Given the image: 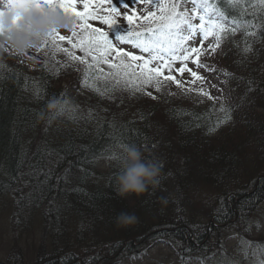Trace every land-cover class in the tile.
I'll return each instance as SVG.
<instances>
[{"label":"trees","instance_id":"1","mask_svg":"<svg viewBox=\"0 0 264 264\" xmlns=\"http://www.w3.org/2000/svg\"><path fill=\"white\" fill-rule=\"evenodd\" d=\"M219 3L242 19L264 23L262 13L253 18L256 0ZM89 23L108 31L99 21ZM120 23L126 26L122 17ZM248 31L258 37L246 41L245 32L237 31L213 55L230 57L216 75L237 90L226 104L231 120L212 133L208 127L225 115L213 106L182 103L173 95L162 107L140 93L104 92L105 85L90 78L101 96L83 86L84 65L67 73L68 58L59 65L52 54L42 59L35 50L25 55L10 48L6 58L0 57V213L9 206L16 229L35 226L47 236L37 248L36 264L126 260L148 249L152 240L200 264H250L248 253L245 260L237 258L222 244L230 235L261 236L251 218L264 204V32ZM246 42L252 53H244ZM80 91L90 94L78 112L72 94ZM50 101L57 104L54 110L48 108ZM173 109H186L200 119ZM122 144L138 147L146 159L161 165L158 189L139 197L117 195ZM104 159L111 165L101 171ZM162 197H170L167 205L160 203ZM121 212L135 213L138 223L118 227L115 217ZM262 260L260 253L251 264ZM0 264L23 262L10 258Z\"/></svg>","mask_w":264,"mask_h":264},{"label":"snow or ice","instance_id":"2","mask_svg":"<svg viewBox=\"0 0 264 264\" xmlns=\"http://www.w3.org/2000/svg\"><path fill=\"white\" fill-rule=\"evenodd\" d=\"M38 3L58 8L73 17L74 23L70 36L53 31L35 49L37 52L47 49L44 52L46 57L49 52L52 56L63 52L68 61L84 65L83 86L91 88L101 96L104 93L89 84L90 78L94 82H102L105 85L104 92L128 91L132 95L146 94L155 100L157 96L151 91L146 92V89L152 88L156 93H162L166 87L174 84L183 95L195 93L198 102H203L204 99L211 101L213 110L219 104V111L225 115L208 127V133L216 131L231 120V108L221 102V97L210 91L217 89L222 92L217 84L210 83L207 76L199 71H216L213 65L203 62L202 57L217 54L218 50H222V44L227 37L234 36L237 31L245 32L246 41L248 37L252 40L258 37V33L248 31L249 28L254 27L264 32V23L254 24L251 20L242 19L234 9L225 10L219 0H38ZM136 3L147 6L144 9L146 14H137L133 8ZM78 4L82 5V10L78 9ZM188 4L192 5L191 9L187 7ZM121 8L126 10L122 12ZM253 8V18L259 12L262 13L260 19L264 21V0H256ZM121 17L126 21V26L120 23ZM89 21H99L101 25L107 26L108 31L94 27ZM110 33L114 34V40L118 43L113 42ZM63 41H67L71 49H79L83 55L78 56L75 51L62 47ZM205 41L209 42L207 46ZM121 45H130L139 54L125 50ZM243 51L252 53L253 50L246 42ZM190 64L194 67H190ZM102 66H106L107 71ZM223 75L234 78L227 72ZM38 93L39 90L37 98ZM167 95L173 96L176 93L168 92ZM177 111L191 115L196 120L200 119L198 114L189 113L186 109H173L174 113ZM200 126L196 124V127ZM127 140L133 142L134 138L129 136ZM121 146L126 147L127 144ZM111 158L117 157L113 154ZM255 247L259 249L258 244ZM255 254L254 252L253 255ZM261 256H264V251ZM89 264L93 262L89 261ZM261 264H264V260Z\"/></svg>","mask_w":264,"mask_h":264},{"label":"rangeland","instance_id":"3","mask_svg":"<svg viewBox=\"0 0 264 264\" xmlns=\"http://www.w3.org/2000/svg\"><path fill=\"white\" fill-rule=\"evenodd\" d=\"M78 7L82 9V5L78 4ZM146 5L142 3H136L133 5V8L137 11V14H146L144 12ZM126 9H121V11H125ZM131 14V13H130ZM196 43H199V37L197 38ZM62 47L70 48L69 44L66 42H61ZM208 41H205V46H207ZM125 50L129 51H136V54H139L138 50H133L130 45H125ZM44 51H40L38 54L41 55V58L43 59L45 57ZM37 52L36 50L34 51ZM10 53V49L2 50L0 51L1 56L3 58H6L8 54ZM51 52H49V55ZM68 57L63 52H57L55 56L51 57L52 62L58 61L60 64H65L67 62ZM209 55H205L202 57L204 62L208 63L211 61V65H213L216 68V71L213 73H209L204 69H200L202 75L207 76L208 81L210 83L217 84L218 88L222 90L217 91V89H210L213 95L221 97V102L226 104L232 103V96L234 94L236 95V90L233 88L230 84H228L226 81H224L222 78L218 77L216 74H219L218 72H221L223 70V64H226L228 60L230 61V57L227 56V58H213ZM212 59V60H211ZM50 60V62H51ZM51 62V63H52ZM231 62V61H230ZM69 67L67 69V73L74 71L75 69H78L80 67L79 63L69 62ZM190 67H194L193 65H189ZM66 67V66H65ZM74 68V69H72ZM187 75V74H185ZM179 79L180 77L177 76ZM66 81V80H65ZM66 83L63 82L62 85L64 86ZM207 87V85H205ZM170 89L173 93H176V96L182 103L186 104H193L197 106H212V102L208 101L207 99H204L203 102H198L195 98V93H190L188 95L181 94V90L177 89L176 86L173 84L170 86ZM147 91L153 92V95L157 96V99L153 100L151 97H148L146 94H142L145 99H149L155 101L158 105L164 106L167 104V95L168 90L165 88L164 92L162 93H156L154 89L148 88ZM73 102L75 103V108L82 111L85 107V105L88 103V93L87 91H80V93H73ZM133 99H136V96L132 97ZM136 109V107H129V111H133ZM216 109H219V104L216 105ZM162 108L159 109L161 113ZM232 126V125H231ZM230 127V126H229ZM106 162L107 168L105 169V165L100 167L101 171H105L109 168L111 165V161L104 159L100 164ZM108 163V164H107ZM8 205V204H7ZM260 210L257 212V215H253L251 218V225H255V232L256 235H261L260 237L253 236V238L245 237V239H240L237 235H230L229 237L225 238L224 242L222 243L226 251H230L234 256L237 258H243L246 259V252L248 253L250 257V264L254 261V258L257 257L261 251L264 250V204H262ZM10 208L7 206V209H3L0 213V261L6 262L10 258L13 260H21L23 264H36V252L37 248L41 246L43 243H46L47 236L43 235L40 228L33 226L30 229H24L21 230V228L16 229V226H14L13 221L10 220ZM12 221V222H11ZM257 224H259V227H257ZM18 227H21L17 225ZM263 238V239H262ZM260 240V241H258ZM249 242H252L249 244ZM259 245V249L255 248V245ZM254 245V246H253ZM256 253L253 255V253ZM228 258H225L227 260ZM253 260V261H252ZM211 262L209 261V264ZM106 264H200L198 262H195L191 259L184 258L181 259L180 256H178L175 251L169 247L168 244L161 243V242H154L152 244V247L148 249L146 252H141L139 256L135 258H129L126 260H117V261H111Z\"/></svg>","mask_w":264,"mask_h":264},{"label":"clouds","instance_id":"4","mask_svg":"<svg viewBox=\"0 0 264 264\" xmlns=\"http://www.w3.org/2000/svg\"><path fill=\"white\" fill-rule=\"evenodd\" d=\"M73 23V17L58 8L39 4L38 0H0V51L10 48L25 54L39 48L53 31L71 32ZM56 107L55 101L49 102V110ZM118 163L120 173L115 178V191L120 197H139L160 187L164 177L161 165L146 159L138 147H123ZM169 198H160V203L167 205ZM138 219L135 213L121 212L115 222L118 227H129Z\"/></svg>","mask_w":264,"mask_h":264}]
</instances>
